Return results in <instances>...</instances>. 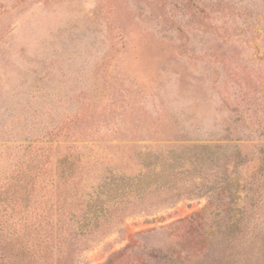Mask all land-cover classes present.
<instances>
[{
	"label": "rangeland",
	"instance_id": "obj_1",
	"mask_svg": "<svg viewBox=\"0 0 264 264\" xmlns=\"http://www.w3.org/2000/svg\"><path fill=\"white\" fill-rule=\"evenodd\" d=\"M30 143L78 166L50 264H264V0H0V180Z\"/></svg>",
	"mask_w": 264,
	"mask_h": 264
},
{
	"label": "trees",
	"instance_id": "obj_2",
	"mask_svg": "<svg viewBox=\"0 0 264 264\" xmlns=\"http://www.w3.org/2000/svg\"><path fill=\"white\" fill-rule=\"evenodd\" d=\"M55 147L58 149L59 145H25L17 153L12 171L0 180V264H50L54 260L55 248L60 253L63 249L69 253L78 234L84 235L81 230L79 233L71 231L69 238L63 236V225H59L61 221L52 218L54 203L52 191L49 193L52 188L49 187L56 185L52 178L54 168L57 171L58 184H67L74 178L78 168L76 162L67 155L53 160ZM193 157L196 160H189L190 164H201L202 152H196ZM231 158L233 155L227 154L226 159ZM177 161V158L170 157L162 162H155L154 175L158 178H155V188L152 190H148L143 173L130 179L132 182H124V178L117 177L114 179V187L118 188L121 180V184L128 189L124 194H133L141 202L145 199L144 194L159 191L172 193L171 197L181 196L188 189L176 187L172 178L189 171L183 168L176 171ZM200 191L199 187L189 190L198 194ZM98 223L96 220L95 227H98ZM86 225L88 223L80 227ZM235 256L233 264H243L238 261L240 259L245 264V259L249 257L248 253L243 252L236 253Z\"/></svg>",
	"mask_w": 264,
	"mask_h": 264
}]
</instances>
